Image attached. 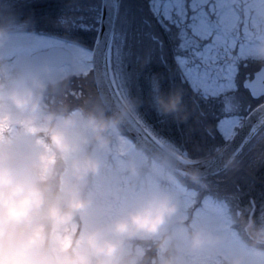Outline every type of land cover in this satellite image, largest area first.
<instances>
[{
    "label": "clouds",
    "instance_id": "clouds-1",
    "mask_svg": "<svg viewBox=\"0 0 264 264\" xmlns=\"http://www.w3.org/2000/svg\"><path fill=\"white\" fill-rule=\"evenodd\" d=\"M72 2L56 21L65 34L75 26ZM27 23L0 12V53H7L14 28ZM252 58L264 70V39L255 44ZM70 82V74L47 54L38 60L0 56V112L11 116L21 132L17 151L0 158V264H35L40 249H29L35 228L42 233L78 229L79 251L68 264H140L143 252L129 250L136 242L154 247L155 264H189V254L196 256V264H209L201 254L215 253L222 236L186 220L180 198L167 186L177 180L171 171L179 158L175 152L152 160L147 171L128 157L123 169L126 201L106 222H88L94 203L88 191L104 165L101 156L111 154L113 134L134 117L138 104L124 99L112 114L96 104L89 107L88 100L76 107L56 104L53 98L70 94ZM156 102L161 113L187 121L181 91L161 94ZM262 119L264 114L254 117L258 123ZM224 150L198 147L203 154L193 157L181 174L200 183L197 165ZM225 167L239 170L236 153L227 157ZM233 223L239 225L246 248L229 253L222 264H264V223L243 210Z\"/></svg>",
    "mask_w": 264,
    "mask_h": 264
},
{
    "label": "snow or ice",
    "instance_id": "snow-or-ice-1",
    "mask_svg": "<svg viewBox=\"0 0 264 264\" xmlns=\"http://www.w3.org/2000/svg\"><path fill=\"white\" fill-rule=\"evenodd\" d=\"M220 0H80L71 33L52 27L55 16L31 2L38 25L48 33L43 37L50 56L59 61L71 80L83 90L146 93V76L160 73L167 85L181 84L201 99L208 119L201 129L211 135L197 137L205 143L231 142L248 164L264 166V72H242L247 64L231 65L221 59L217 43L226 39L220 19ZM148 54L150 63L143 72L137 61ZM162 69V71H160ZM145 126L153 136L176 140L171 124L161 121L147 105ZM183 135V134H182ZM185 153L187 149H184ZM193 196L202 195L193 192ZM205 198L208 193L203 194Z\"/></svg>",
    "mask_w": 264,
    "mask_h": 264
},
{
    "label": "rangeland",
    "instance_id": "rangeland-1",
    "mask_svg": "<svg viewBox=\"0 0 264 264\" xmlns=\"http://www.w3.org/2000/svg\"><path fill=\"white\" fill-rule=\"evenodd\" d=\"M43 37L46 36L31 33L18 34L12 37L11 44L7 51L13 50L15 53H18L17 59H29V55L33 50L48 46L47 41L42 39ZM227 38L232 48L236 46V44H239L235 43V39L231 40L229 35ZM254 47L255 43L253 46L249 43L248 52H244L243 45L240 43L239 56L234 57L233 54L229 55L231 54L229 52L228 57L224 59L227 61V64L231 65L243 64L245 60L246 62H249L248 60H255L251 58L253 57L252 55H254L252 54L254 53ZM1 55L2 53H0V56ZM71 82H73V80H71ZM28 130L31 132L37 131L35 128H29ZM20 136V129L13 123V118L0 112V158L6 153L8 155H13L17 151ZM161 142L183 159H187L170 143L164 140ZM128 157H131L136 163L143 165L146 171L152 161L134 142L127 137L118 135V132H115L113 134L111 154L101 156L104 165L101 169V173L92 179L88 191V196L94 201L93 207L89 210V223L100 224L106 222L126 201L127 194L125 192V185L127 183V177L124 175L123 169ZM147 179L151 181L152 176L148 175ZM185 181L177 177L175 183L167 184L165 180H162V182L167 184V186L180 198L186 220L196 226L207 227L212 232L222 236V243L215 253L210 255L201 254L200 257L201 259L207 260L209 264H222L223 258L229 253L246 248L245 238H243L239 231V225L233 223L236 212L245 209H238L231 198L229 199V203L218 198V195L211 193H208L209 195L207 198H205L203 194L193 196L192 193L198 191L194 188L187 187V185L184 184ZM186 183H188V181H186ZM210 184V181L205 180L202 181L200 187L208 188ZM246 202L248 204L247 199ZM244 213H251L253 215V211H244ZM261 216L263 220L264 212L261 213ZM262 223H264V221H262ZM77 231L78 229H74L72 232H58L52 229L50 231V246L52 252L40 257L35 264H68V258L70 257L69 249H71L72 252L79 251L80 242L75 238V232ZM45 236L46 233H42L39 228H35L29 237V249L35 248L41 250ZM148 244L149 243L136 242L129 246V250L132 251L133 254H139L140 252L144 253ZM37 253H39V251ZM187 259L189 264H196L195 255L189 254ZM152 260H154V258H152Z\"/></svg>",
    "mask_w": 264,
    "mask_h": 264
},
{
    "label": "trees",
    "instance_id": "trees-1",
    "mask_svg": "<svg viewBox=\"0 0 264 264\" xmlns=\"http://www.w3.org/2000/svg\"><path fill=\"white\" fill-rule=\"evenodd\" d=\"M31 2H37V0H6L5 5L3 4V2H0V12H2L5 16L15 17L17 19V22H28L27 27L18 26L16 27V30H20L21 28L23 29V31L27 32H33L42 35H56V33L46 32L38 25L37 20L32 15L31 9L25 7L26 4ZM38 2L42 5L43 12L51 14L53 16H55V14L60 10L61 5H65V10L61 12L63 13L66 11V5L69 4V0H38ZM100 2L102 3V0H100ZM79 5L80 0H73L71 4V7L73 9L72 16L74 20L77 15L75 9L78 8ZM61 13L53 18L52 27L59 32L64 33L63 29L58 27L56 24L57 17H59ZM146 54L140 57L137 61L138 72H143L146 69V64L148 62L146 59ZM152 76L151 86L149 85L148 77L146 76L147 90L144 95H136L130 89L121 91L124 99L133 100L138 104L137 114L139 115L142 124L145 125L143 121V113L145 110V106L147 105L153 112H155V114L160 118L161 121L171 124L172 132L177 138L176 140L160 139L176 146V148L184 153L185 156L190 160H193V157L203 154L197 151L198 147L221 149L227 143H205L202 139H199L197 137V133H199L200 136L213 134L210 128L201 129L202 122L208 119V116L204 108L201 106V99L198 95H189L187 90L181 84L173 85L170 83L169 85H167L166 82L164 84V77L161 74L158 77L156 73L153 72ZM70 89L71 92L67 95L66 99L63 95L53 98L55 103L60 104L61 102H63V104H66L69 107H76L82 105L85 100H88L89 107L92 104H96L105 109L108 114H111L102 102L98 90H90L87 88V86H85V88L82 90L79 83L74 81L70 82ZM177 90L182 92V106L184 111L188 113L187 121H180L173 115H165L158 111L156 98L161 94H164L166 96L168 93L175 92ZM119 129L123 131V134L121 136L127 137L144 152H146L138 143L134 141V139L122 126ZM185 148L187 149L186 153L184 151ZM150 157L151 160H155V158H153L152 156ZM237 160L240 162L239 170L228 168L222 173L210 176L204 180L201 179L200 183H195L188 177H183L173 170L172 171L180 180H186L188 181V183H190L188 184L186 183V181L184 182L187 187L194 188L201 194L211 193L214 195H218V198L229 203V199L231 198L232 202L235 203L238 209H245L243 211L246 212L253 211V215L255 216L257 223L260 224L262 223V221H264V217L262 220L261 216V213L264 212V166H262L259 162L250 165L246 163L241 155L238 156ZM205 180L210 181L211 184L208 188H201L200 185L202 181ZM246 199L248 201V204L246 202ZM50 243L51 234L49 232L46 233L45 240L42 244L43 247L34 258L35 263L43 255L52 252ZM69 250L71 255L73 252L71 251V249ZM155 256L156 251L154 247L149 243L146 251L143 253V259L140 261V264H155ZM152 258H154V260H152Z\"/></svg>",
    "mask_w": 264,
    "mask_h": 264
},
{
    "label": "flooded vegetation",
    "instance_id": "flooded-vegetation-1",
    "mask_svg": "<svg viewBox=\"0 0 264 264\" xmlns=\"http://www.w3.org/2000/svg\"><path fill=\"white\" fill-rule=\"evenodd\" d=\"M3 4L4 5L6 4V0H3ZM217 7H218L220 19L223 22L225 33L227 34V36L228 35L230 36L231 40L235 39L234 40L235 43H239L232 48V45L229 39L227 38V36L225 40H221L217 42L220 45V47L223 49L220 54L221 59H223L227 64V61L224 58L228 57L229 52L231 53L229 55L233 54L234 57L239 56L240 43L243 45L244 52H248L249 43L251 44V46H253V44L258 43L260 39H264V0H220V3L218 4ZM15 30L16 27L13 30V36L22 33L37 34L33 32L23 31V29L21 28L20 30H16V31ZM45 36H49V35H45ZM47 48L49 47L46 46L33 50L29 55V59L34 52L39 50H44ZM5 54L15 58H17L18 55V53H15L13 50L7 51V53H2V55ZM146 59L148 61L146 64V68H147L150 63V57L148 54H146ZM248 61L249 62H246L245 60V62L243 63V64H247L248 67L242 68L241 69L242 72H255L257 69L261 68V64L258 61L256 60H248ZM160 71H162V69ZM154 73H156V75L159 77L160 73L157 72ZM152 74L153 72L147 75L150 86L152 85V77H153ZM134 116L142 123L137 112ZM143 126L147 129V127L144 124ZM117 132L118 135L123 134V131H121V129H119ZM146 155L148 156V158H150V155L148 153H146Z\"/></svg>",
    "mask_w": 264,
    "mask_h": 264
},
{
    "label": "water",
    "instance_id": "water-1",
    "mask_svg": "<svg viewBox=\"0 0 264 264\" xmlns=\"http://www.w3.org/2000/svg\"><path fill=\"white\" fill-rule=\"evenodd\" d=\"M110 2L111 0H107V2H105V0H102V4H105V6H107V4ZM49 53L50 48L41 50L33 53L30 59L38 60L42 55L45 54H47L49 58H52ZM259 70L261 72H264V70H261V68ZM98 92L101 100L111 114L116 111L117 105H119L123 101L119 92L113 93L104 90H98ZM121 126L139 145L147 150L154 158L161 159L165 156L166 153H168V151L162 146L159 140L155 138L150 132H148V130L139 122V120L135 116L130 121H126L125 123H123ZM225 148L226 150L223 151L222 155H213L211 158L207 159L204 164L197 165L202 173L201 179H205L209 176L216 175L225 171L227 169V167H225L227 157L232 153H236V157L240 155L238 152L234 151L231 142H229L222 149ZM192 163L193 161L178 158L174 162L172 170L182 175L181 171L186 166L191 165Z\"/></svg>",
    "mask_w": 264,
    "mask_h": 264
},
{
    "label": "bare ground",
    "instance_id": "bare-ground-1",
    "mask_svg": "<svg viewBox=\"0 0 264 264\" xmlns=\"http://www.w3.org/2000/svg\"><path fill=\"white\" fill-rule=\"evenodd\" d=\"M162 146L168 151V152H174V151H171L169 148H167L165 145L162 144ZM176 153V152H175ZM177 154V153H176ZM177 156L179 157V159H183L181 156H179L177 154Z\"/></svg>",
    "mask_w": 264,
    "mask_h": 264
}]
</instances>
